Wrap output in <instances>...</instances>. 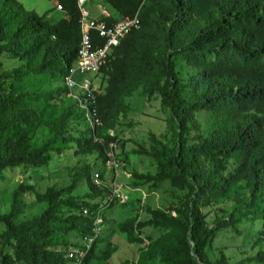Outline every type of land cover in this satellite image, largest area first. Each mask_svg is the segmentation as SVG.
Masks as SVG:
<instances>
[{
	"label": "trees",
	"instance_id": "obj_1",
	"mask_svg": "<svg viewBox=\"0 0 264 264\" xmlns=\"http://www.w3.org/2000/svg\"><path fill=\"white\" fill-rule=\"evenodd\" d=\"M51 1L66 13L57 24L27 11L18 0H0V44H12L17 55L28 62L22 75H0V173L18 165L42 168L51 162L50 145L34 148L31 143L44 117L40 108L44 96L37 92V84L45 76L60 77L64 82L77 62L82 43L79 0ZM102 2L116 16L134 18L138 14L141 28L122 41L109 70L104 71L102 78L108 86L97 96L96 117L102 125L114 122L121 100L132 95L137 85L145 84L150 94L161 92L162 107L174 123V146L153 135L154 144L164 151L156 158L175 188L192 191L180 206L170 208L178 219L163 223L158 213L152 212L157 226L176 231L175 245L163 263L213 264L207 254L209 244L218 232L236 226L239 218L232 212L212 227L205 221L201 200L228 198L242 182L249 197L236 202L234 211L246 208L249 216L263 223L257 244L264 242V0ZM105 20L116 22L115 17ZM93 38L104 46L105 41L96 33ZM185 69H189L187 74ZM160 73L168 76L164 87ZM61 92L69 97L66 87ZM203 112L212 114V128L208 136L197 134L195 143L189 145L190 136L201 131L197 114ZM68 119L69 115L61 119L55 126L57 131L65 129ZM98 136L67 139L59 134L64 144L77 145V156L105 155L114 139ZM85 170L91 190H101L91 183L89 169ZM75 188V184L61 190L51 187L40 194L33 186H23L15 193V202L20 193L32 192L49 208L21 223L16 222L15 207L7 214L0 213V226L4 227L0 264H65L57 237L79 232L82 241L93 235L99 213L64 199L65 193ZM65 209L67 214L62 213ZM84 209L89 210L88 216ZM146 226L139 223L136 229ZM79 246L68 248L69 261L74 262L68 251ZM94 248L95 244L83 264ZM148 252L141 254L140 264L150 261ZM253 260L264 262V253ZM219 264H229L225 255Z\"/></svg>",
	"mask_w": 264,
	"mask_h": 264
},
{
	"label": "rangeland",
	"instance_id": "obj_2",
	"mask_svg": "<svg viewBox=\"0 0 264 264\" xmlns=\"http://www.w3.org/2000/svg\"><path fill=\"white\" fill-rule=\"evenodd\" d=\"M18 1L27 11L47 17L46 21L50 24H57L65 18L56 1ZM104 8L115 13L101 0H89L83 6L90 17L103 16ZM0 50L3 51L0 75L5 72L14 75L27 72L28 62L17 55L12 44H0ZM188 71L184 70L186 74ZM159 76L160 85L164 87L168 76L161 73ZM96 84L101 86V93L104 94L107 79L99 77ZM64 87L65 83L60 77L52 79L45 76L38 82L37 92L44 96L40 100L44 117L31 143L34 148L50 145L51 162L42 168L18 165L0 173V213L7 214L15 207L17 223L30 220L42 215L49 205L38 202L36 194L32 192L20 193L15 202V193L21 187L33 186L38 193L45 194L51 187L61 190L75 184V190L65 193L64 199H73L79 207L88 205L93 211L100 212L97 219L102 221L100 240L95 243L93 254L86 264H140L141 254L147 251L151 259L146 264H165L163 259L169 248L175 245L176 231L163 225L157 226L152 212H157L159 221L163 223L167 219H178L179 216L170 208L180 206L192 191L175 188L168 178V171L161 167L156 158L164 151L154 144L153 135L159 141L164 137L163 141L169 147L174 146V123L170 112L162 107V93L154 91L150 94L146 92L145 84L137 85L132 95L121 100L116 120L95 127L87 121L75 102L63 95L61 91ZM66 115H69V119L65 129L57 131L55 126ZM197 118L202 125L201 131L190 136L189 145L195 143L197 134L208 136L212 128L211 113H199ZM59 134L67 139L96 137L99 134L101 140L110 136L114 142L105 155L95 152L93 155L77 156V145L71 142L64 144ZM87 168L91 183L101 190H91ZM97 175L100 176L98 182ZM245 186L242 182L228 198L214 200L205 197L201 200L205 221L212 227L232 212L239 218L236 226L218 232L209 244L207 254L213 264H219L223 255L229 264H264L253 260L264 253V242L257 244L263 223L249 216L246 208L234 211L236 202L249 197ZM62 213L67 214L68 209ZM139 223H147L148 226L136 229ZM3 231L1 225L0 233ZM57 238L58 250L65 264H77L67 259V250L73 244H81V233L73 232Z\"/></svg>",
	"mask_w": 264,
	"mask_h": 264
},
{
	"label": "built area",
	"instance_id": "obj_3",
	"mask_svg": "<svg viewBox=\"0 0 264 264\" xmlns=\"http://www.w3.org/2000/svg\"><path fill=\"white\" fill-rule=\"evenodd\" d=\"M89 0H79L82 11L80 20L82 27V43L78 53L77 62L71 68L69 75L65 78V87L70 91L69 97L78 103L80 109L84 111L85 117L92 126L102 125L96 117L97 96L101 94V86L96 84V79L102 77L105 70H109V62L114 56L115 50L120 47L122 41L132 32L141 28L140 18L137 14L134 18L115 16L116 22L110 24L105 19L91 18L83 9ZM62 10L61 7H59ZM96 33L100 39L105 41L104 46H100L93 38ZM100 139L96 138V141ZM102 142V141H101ZM99 175H97V182ZM85 216L89 215V210L84 209ZM100 212L98 213V218ZM96 222V229L93 235L83 238L77 248L68 251V258L77 264H83L88 253L93 248L100 236V223Z\"/></svg>",
	"mask_w": 264,
	"mask_h": 264
},
{
	"label": "crops",
	"instance_id": "obj_4",
	"mask_svg": "<svg viewBox=\"0 0 264 264\" xmlns=\"http://www.w3.org/2000/svg\"><path fill=\"white\" fill-rule=\"evenodd\" d=\"M101 2H102V0H101ZM103 3V2H102ZM104 4V3H103ZM105 5V4H104ZM58 8H59V6H58ZM59 10H60V8H59ZM104 10H105V13H104V15L103 16H100V17H97V16H92L91 18H93V19H96V20H100V19H103V18H106V17H115L116 16V13H114V12H109V11H107V9H105L104 8ZM62 12H64L63 10H61ZM65 13V12H64ZM45 17V16H44ZM65 17H66V13H65ZM45 19H47V17H45Z\"/></svg>",
	"mask_w": 264,
	"mask_h": 264
}]
</instances>
